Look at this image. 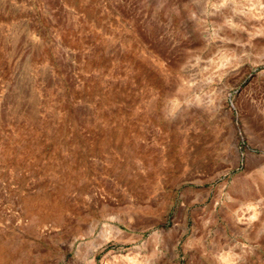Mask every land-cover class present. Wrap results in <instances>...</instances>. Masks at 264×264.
<instances>
[{"label": "rangeland", "instance_id": "1", "mask_svg": "<svg viewBox=\"0 0 264 264\" xmlns=\"http://www.w3.org/2000/svg\"><path fill=\"white\" fill-rule=\"evenodd\" d=\"M244 3L0 0V264H264Z\"/></svg>", "mask_w": 264, "mask_h": 264}, {"label": "bare ground", "instance_id": "2", "mask_svg": "<svg viewBox=\"0 0 264 264\" xmlns=\"http://www.w3.org/2000/svg\"><path fill=\"white\" fill-rule=\"evenodd\" d=\"M233 11H234V18H237L239 20V22H240V20H243L242 22L245 21V23H247V22L251 23L252 21L254 23L255 21H258V20L264 18V7H261L260 5H254V4H250V3H244L243 5L235 4L233 6ZM230 21L229 22L227 21L226 25H225L228 28H231L234 30H239V31L244 30V28L248 30L249 25L245 26L243 23V27L239 28V26H241V25L237 24L238 22L235 23L234 22L235 19H234V21H231V22ZM253 26H254V24H253Z\"/></svg>", "mask_w": 264, "mask_h": 264}]
</instances>
